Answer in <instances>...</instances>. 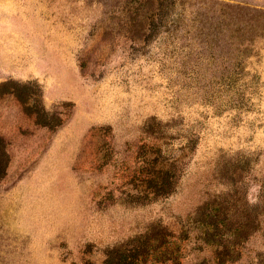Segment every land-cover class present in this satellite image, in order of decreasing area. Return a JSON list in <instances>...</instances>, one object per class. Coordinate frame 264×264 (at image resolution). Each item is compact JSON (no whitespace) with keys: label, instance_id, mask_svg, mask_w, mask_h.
Returning a JSON list of instances; mask_svg holds the SVG:
<instances>
[{"label":"rangeland","instance_id":"rangeland-1","mask_svg":"<svg viewBox=\"0 0 264 264\" xmlns=\"http://www.w3.org/2000/svg\"><path fill=\"white\" fill-rule=\"evenodd\" d=\"M226 1L264 9V0ZM109 9L0 0V84L38 83L46 109L64 118L57 129L38 125L13 94L0 95V264H103L151 226L178 234L214 195L230 222L258 221L224 264H264V38L249 65L261 78L251 106L220 112L208 52L196 62L191 39L136 43L125 13ZM159 120L177 123L168 137L181 161L165 196L150 184ZM183 245L181 264H215L213 248Z\"/></svg>","mask_w":264,"mask_h":264},{"label":"trees","instance_id":"trees-1","mask_svg":"<svg viewBox=\"0 0 264 264\" xmlns=\"http://www.w3.org/2000/svg\"><path fill=\"white\" fill-rule=\"evenodd\" d=\"M110 6L112 14L125 13V22L136 43L144 46L151 41L165 43L168 39L194 40L200 62L208 52L209 59L218 66V84L223 100L218 107L242 112L252 104L254 90L261 78L253 73L250 60L257 57L256 44L264 38V9L244 2L226 0H97ZM195 59V58H194ZM192 60V59H191ZM13 94L25 112L33 116L38 125L57 129L64 123L60 115L48 111L40 85L33 81H5L0 84V95ZM173 121H176L173 119ZM160 144L156 148L157 175L150 178L156 196L173 193L178 183V167L169 132L177 128L176 122L157 121ZM150 128L147 124V128ZM182 133V129H177ZM148 132V130H147ZM187 137L190 143L183 151L193 150L197 139ZM186 138V137H185ZM221 195L210 197L191 213L177 234L163 224L151 226L148 232L118 244L107 252L103 264H181L183 242L195 238L201 245L214 250L215 264H224L227 258L235 261L241 245L258 229V221L237 225L223 217ZM92 264V263H89Z\"/></svg>","mask_w":264,"mask_h":264}]
</instances>
